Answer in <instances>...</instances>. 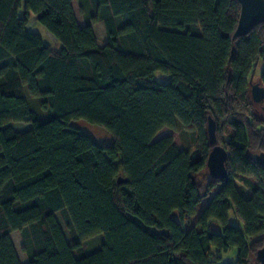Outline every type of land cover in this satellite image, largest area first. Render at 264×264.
Returning a JSON list of instances; mask_svg holds the SVG:
<instances>
[{
	"label": "trees",
	"instance_id": "trees-1",
	"mask_svg": "<svg viewBox=\"0 0 264 264\" xmlns=\"http://www.w3.org/2000/svg\"><path fill=\"white\" fill-rule=\"evenodd\" d=\"M239 17L238 0H0V264H20L13 232L28 264H220L232 250L227 264H259L264 102L251 86L264 89V22L234 39ZM209 117L228 155L221 182L206 169Z\"/></svg>",
	"mask_w": 264,
	"mask_h": 264
},
{
	"label": "water",
	"instance_id": "water-1",
	"mask_svg": "<svg viewBox=\"0 0 264 264\" xmlns=\"http://www.w3.org/2000/svg\"><path fill=\"white\" fill-rule=\"evenodd\" d=\"M240 4V17L234 39L246 35L254 26L264 22V0H238ZM251 97L254 103L263 104L264 89L258 84L251 86ZM207 137L211 150L206 160L208 175L214 181L221 182L228 176L227 152L218 144L216 139V126L212 118L207 121ZM256 163L264 168V153L255 156ZM118 184L126 183V180L119 178ZM259 264H264V244L256 254Z\"/></svg>",
	"mask_w": 264,
	"mask_h": 264
},
{
	"label": "rangeland",
	"instance_id": "rangeland-1",
	"mask_svg": "<svg viewBox=\"0 0 264 264\" xmlns=\"http://www.w3.org/2000/svg\"><path fill=\"white\" fill-rule=\"evenodd\" d=\"M30 20H31V23L33 24L31 31L39 33L42 36L44 42L49 47L54 48V49L58 48V44L55 42V40H53L45 32V30L39 24L35 22L34 18L30 17ZM261 71H262V64L260 63L252 77L253 83H257L259 81V76H260ZM155 80L160 83H167L169 81V78L161 73H156ZM10 126H12V128L18 132H23L24 130H27L30 128V125H26L23 123H10ZM72 126L80 130L81 132L91 136L99 145H109L111 143V137L104 130L98 127L88 125L84 122H75L72 124ZM177 130L178 132L176 133V136H175L176 139L180 140V143H182V146L187 151L194 154L196 152V149H194V147L191 146L190 135L187 132V130L180 125H178ZM235 185L238 189L239 194L243 198L247 199L251 196V192L247 188H245L242 184H240L239 182H235ZM205 204H206V201H203L202 206L204 207ZM201 210L202 208L197 210L198 215L200 214ZM57 220L62 225L59 215H57ZM195 221H196V218H192L190 221V224H188L187 226L188 227L192 226L195 223ZM62 229L66 233V236H67V232L63 225H62ZM262 238H264V235L256 237L255 240H260ZM103 242H104L103 235H97V236H94L86 240L83 243V248L86 253H93L100 248ZM234 261H235V251L232 250L229 254H226L224 256L223 261L220 264L233 263Z\"/></svg>",
	"mask_w": 264,
	"mask_h": 264
},
{
	"label": "crops",
	"instance_id": "crops-1",
	"mask_svg": "<svg viewBox=\"0 0 264 264\" xmlns=\"http://www.w3.org/2000/svg\"><path fill=\"white\" fill-rule=\"evenodd\" d=\"M72 8L74 12V16L76 18L77 24L80 27H84L86 24V20L84 16L80 13V5L78 1L72 2ZM33 18V17H32ZM92 31L95 36V39L100 47L104 46L106 43V35L104 25L102 23H96L92 26ZM10 239L12 241L13 247L16 251L18 261L20 264H28V256L23 252V243L19 232H13L10 235Z\"/></svg>",
	"mask_w": 264,
	"mask_h": 264
}]
</instances>
